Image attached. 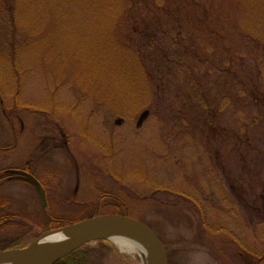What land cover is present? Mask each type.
I'll use <instances>...</instances> for the list:
<instances>
[{
  "label": "rangeland",
  "instance_id": "374dc122",
  "mask_svg": "<svg viewBox=\"0 0 264 264\" xmlns=\"http://www.w3.org/2000/svg\"><path fill=\"white\" fill-rule=\"evenodd\" d=\"M169 1L151 48L128 0H0V217L126 213L171 264H264V0Z\"/></svg>",
  "mask_w": 264,
  "mask_h": 264
},
{
  "label": "trees",
  "instance_id": "16d2710c",
  "mask_svg": "<svg viewBox=\"0 0 264 264\" xmlns=\"http://www.w3.org/2000/svg\"><path fill=\"white\" fill-rule=\"evenodd\" d=\"M164 2H166L167 5L170 4L169 0H128L129 3L128 10L130 13V17L134 21L133 29H141V33L144 36V39L146 41H149V47L151 45V48L154 42L156 41V37L163 38L162 35L165 34L164 33L165 31L160 30L161 27L164 25V23L162 22L163 21L162 15L165 16L169 21L171 18V10L166 6H162L164 5ZM142 4L143 7L148 11V13L144 15L143 19L138 18L135 11L136 8H140V6L142 7ZM0 15L3 17L2 20H4L8 25H12L14 28L13 34L12 35L10 34V40L12 41L15 47V44L17 43L16 36L19 32V28L14 27L17 19V15L13 9V6L5 7L3 3H0ZM167 55L170 56V53H167ZM170 59L171 61H173L172 58ZM162 65L163 64L160 65L159 68L160 70L164 69V67H161ZM9 69H10V74L13 75L14 77L23 72L22 68L19 67L16 64V61L14 60L11 61V67H9ZM0 73L3 74V70L1 69V66H0ZM178 195L184 196L185 194L179 193ZM100 204L101 203H99V205ZM122 214L127 215L126 213H122ZM97 215L98 214L96 213L95 210L94 213L88 216L86 215L85 217L81 219H77L76 221L85 220L88 218L95 217ZM76 221L55 219L52 216H48L46 221L42 220L36 222L33 219H31L28 215L19 214V215L1 216L0 217V251L12 249V248L26 247L33 242V240L36 238V235H38L40 232H45V231L48 232L51 230H56L64 226H67L71 223H74ZM15 224H19L23 228L25 227L24 229L25 230L27 229V231H23L15 237L3 238L1 235V231ZM167 254L169 257V252H167ZM117 255L118 252L116 251L114 246L110 244V242L102 240L99 241V245L97 247H84L82 249H79L56 264H100L102 261L106 259H110L111 257H116ZM169 264H171V262H169Z\"/></svg>",
  "mask_w": 264,
  "mask_h": 264
},
{
  "label": "water",
  "instance_id": "95a60500",
  "mask_svg": "<svg viewBox=\"0 0 264 264\" xmlns=\"http://www.w3.org/2000/svg\"><path fill=\"white\" fill-rule=\"evenodd\" d=\"M8 173L31 181L40 195L42 205L47 206L45 189L33 175L23 170H11ZM118 230L134 231L144 236L150 250L151 264H168L167 251L158 235L145 223L118 214L97 216L56 230L55 232L62 233L69 239L63 244L37 246L38 241L53 233L49 232L27 248L0 251V263L56 264L92 242L108 239L107 235Z\"/></svg>",
  "mask_w": 264,
  "mask_h": 264
},
{
  "label": "bare ground",
  "instance_id": "6f19581e",
  "mask_svg": "<svg viewBox=\"0 0 264 264\" xmlns=\"http://www.w3.org/2000/svg\"><path fill=\"white\" fill-rule=\"evenodd\" d=\"M107 238L119 246L123 251H130L131 253L137 252L142 258V264H151V254L144 236L141 234L128 231L118 230L109 235ZM69 239L62 233L53 232L45 238L37 242V246H52L63 244ZM0 264H10L8 262H1Z\"/></svg>",
  "mask_w": 264,
  "mask_h": 264
},
{
  "label": "flooded vegetation",
  "instance_id": "af4514ba",
  "mask_svg": "<svg viewBox=\"0 0 264 264\" xmlns=\"http://www.w3.org/2000/svg\"><path fill=\"white\" fill-rule=\"evenodd\" d=\"M43 186H44V185H43ZM44 187H45V186H44ZM45 190H46V193H48V192H47V190H48V188H47V187H45Z\"/></svg>",
  "mask_w": 264,
  "mask_h": 264
}]
</instances>
